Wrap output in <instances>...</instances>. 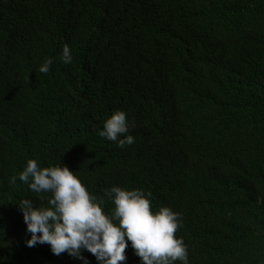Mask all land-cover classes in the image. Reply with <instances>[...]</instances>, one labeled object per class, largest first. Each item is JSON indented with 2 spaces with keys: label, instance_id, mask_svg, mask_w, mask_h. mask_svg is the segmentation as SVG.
<instances>
[{
  "label": "trees",
  "instance_id": "1",
  "mask_svg": "<svg viewBox=\"0 0 264 264\" xmlns=\"http://www.w3.org/2000/svg\"><path fill=\"white\" fill-rule=\"evenodd\" d=\"M116 110L123 148L99 135ZM29 159L151 193L189 264H264V0H0V264H83L26 245L17 204L51 196L9 182Z\"/></svg>",
  "mask_w": 264,
  "mask_h": 264
},
{
  "label": "clouds",
  "instance_id": "2",
  "mask_svg": "<svg viewBox=\"0 0 264 264\" xmlns=\"http://www.w3.org/2000/svg\"><path fill=\"white\" fill-rule=\"evenodd\" d=\"M60 58L63 63L72 62L68 44ZM53 63L54 58L46 57L39 71L49 72ZM99 135L121 148L135 142L124 110H116L104 120ZM17 179L35 193H51L48 206H37L28 198L17 204L30 234L25 241L28 247L46 243L53 254L67 253L88 264L82 254L86 250L98 264H120L126 261L125 250L131 246L141 264H189L187 245L175 235L181 227V214L167 206L154 212L148 198L151 193L113 185L98 196L66 165L40 167L35 159H29L9 182L15 184ZM106 201L113 205L108 212L104 211Z\"/></svg>",
  "mask_w": 264,
  "mask_h": 264
}]
</instances>
